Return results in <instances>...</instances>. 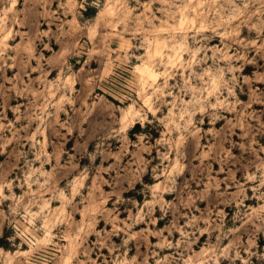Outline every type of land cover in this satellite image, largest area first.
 <instances>
[{
	"label": "rangeland",
	"instance_id": "374dc122",
	"mask_svg": "<svg viewBox=\"0 0 264 264\" xmlns=\"http://www.w3.org/2000/svg\"><path fill=\"white\" fill-rule=\"evenodd\" d=\"M0 264H264V0H0Z\"/></svg>",
	"mask_w": 264,
	"mask_h": 264
}]
</instances>
